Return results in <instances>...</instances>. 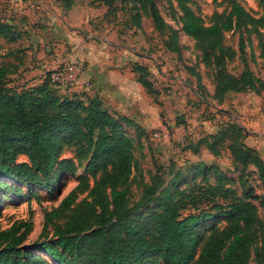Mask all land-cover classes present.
<instances>
[{"label":"rangeland","instance_id":"374dc122","mask_svg":"<svg viewBox=\"0 0 264 264\" xmlns=\"http://www.w3.org/2000/svg\"><path fill=\"white\" fill-rule=\"evenodd\" d=\"M237 1L259 20L242 24V47L236 29L224 32L222 48L230 56L221 72L235 76L247 68L255 78L253 87L241 91L223 95L216 92L219 69L203 61L201 46L182 29L180 12L164 0H156L166 26L163 31H158L149 13L131 0L107 4L102 0H0V18L10 21L19 34L13 42L0 38V62L11 70L6 80L16 90L39 85L50 72L64 65L81 63L78 84L53 88L57 94L74 95L84 102L97 97L130 139L137 165L123 184L128 189L126 205L138 204L146 186L154 184L157 188L150 201L131 210L137 224L149 222V214L163 207L166 194L215 184L218 177L213 171L201 172L213 164L220 169L221 181L238 195L252 187L264 196V182L253 165L239 179L227 142L220 144L219 153L214 155L205 142L199 141L233 123L243 130V140L250 146L256 132L264 129L263 10L259 0ZM187 3L208 25L216 15L228 14L231 0ZM134 6L139 8V25L135 24ZM168 28L176 33L178 51L168 48ZM137 65L146 68L149 88L140 84L139 73L132 71ZM83 152L78 143H64L59 159L72 161L74 172L60 175L49 190L33 187L31 191L0 177V230L29 222L30 229L21 245L30 246L42 230L44 214L56 208L67 194H75V203L89 200L87 190L79 186L80 178L86 177L92 183L95 177L85 171L88 158ZM259 154L264 158V147ZM17 160L27 161L24 155ZM256 211L263 224L264 212L258 204ZM54 222L63 224L65 216ZM224 222V217L200 222L196 227L199 245ZM253 231L258 238L264 234L259 226ZM52 238L49 224L39 240ZM39 254L56 264L49 256ZM249 264H257L255 255Z\"/></svg>","mask_w":264,"mask_h":264},{"label":"trees","instance_id":"16d2710c","mask_svg":"<svg viewBox=\"0 0 264 264\" xmlns=\"http://www.w3.org/2000/svg\"><path fill=\"white\" fill-rule=\"evenodd\" d=\"M102 1L107 4L113 0ZM131 1L149 13L158 31L165 29L156 0ZM164 1L180 12L182 29L201 46L203 61L219 69L218 94L254 86L255 78L247 68L235 76L221 72L230 56L224 53L222 45L224 32L236 29L238 45L242 47V24L259 20L237 0H231L227 15H216L208 25L187 0ZM259 3L264 16V0ZM134 8L135 24L139 25V8ZM168 30V48L178 51L176 33ZM18 35L12 23L0 18V38L13 42ZM132 71L139 73L140 84L151 86L144 66L132 67ZM10 72L7 64L0 62V177L31 191L33 187L49 190L60 175L74 172L72 161H61L59 156L65 142H75L85 150L83 155L88 158L85 171L95 179L90 183L86 177L80 178L79 186L87 190L89 200L75 203V194L69 193L56 208L44 214L42 230L30 246L21 245L30 229L29 222L1 229L0 264H53L39 253L56 264H249L252 255L257 264H264V234L258 238L253 231L255 226L264 228L256 211L258 204L264 212L263 195L252 187L238 195L221 181L220 169L213 164L201 172L213 171L218 177L215 184L166 194L163 207L149 214V222L137 224L131 210L150 201L157 188L154 184L146 186L138 204L126 205L128 189L123 184L137 163L130 139L120 131V123L101 106L97 97L84 102L74 95L57 94L49 76L36 86L11 88L6 80ZM242 132L240 127L229 123L199 141L205 142L214 155L219 153L218 146L227 142L239 179L253 165L264 182V158L244 142ZM20 155L26 156L27 161L18 162ZM188 209L193 211L183 215ZM63 215V224L54 222ZM217 217H224V225L213 228L199 245L197 225ZM49 224L53 238L40 241Z\"/></svg>","mask_w":264,"mask_h":264},{"label":"built area","instance_id":"2783aa9c","mask_svg":"<svg viewBox=\"0 0 264 264\" xmlns=\"http://www.w3.org/2000/svg\"><path fill=\"white\" fill-rule=\"evenodd\" d=\"M81 67H82L81 63H77V64L70 63L64 65L50 72L49 81L51 84L60 87L76 85L79 83V79L77 78V75L79 74Z\"/></svg>","mask_w":264,"mask_h":264},{"label":"crops","instance_id":"0c3cea01","mask_svg":"<svg viewBox=\"0 0 264 264\" xmlns=\"http://www.w3.org/2000/svg\"><path fill=\"white\" fill-rule=\"evenodd\" d=\"M256 133L257 136L253 138V141L251 142L252 144L250 146L257 149L259 152H262V148L264 147V129H260Z\"/></svg>","mask_w":264,"mask_h":264}]
</instances>
